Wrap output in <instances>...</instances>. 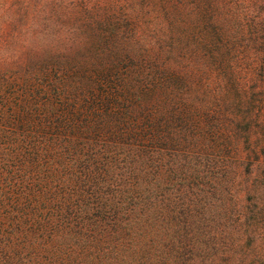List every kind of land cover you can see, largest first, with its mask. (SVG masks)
<instances>
[{
  "label": "trees",
  "instance_id": "obj_1",
  "mask_svg": "<svg viewBox=\"0 0 264 264\" xmlns=\"http://www.w3.org/2000/svg\"><path fill=\"white\" fill-rule=\"evenodd\" d=\"M23 18L24 53H0V264H264V0Z\"/></svg>",
  "mask_w": 264,
  "mask_h": 264
},
{
  "label": "rangeland",
  "instance_id": "obj_2",
  "mask_svg": "<svg viewBox=\"0 0 264 264\" xmlns=\"http://www.w3.org/2000/svg\"><path fill=\"white\" fill-rule=\"evenodd\" d=\"M16 0H0V24L3 22H13V23H20L23 27L21 31L14 32L8 35L7 38H10V49L1 50V54L9 55L12 54L15 50H19L20 52L24 53V49H21V46L24 47V0H18L19 5L15 8V14L11 15L8 13V9L15 4ZM19 10V11H18ZM17 41V42H16ZM3 49V48H2ZM21 76H17L15 83L16 85H21L22 78ZM6 78H1L0 76V83L1 85L5 84Z\"/></svg>",
  "mask_w": 264,
  "mask_h": 264
}]
</instances>
